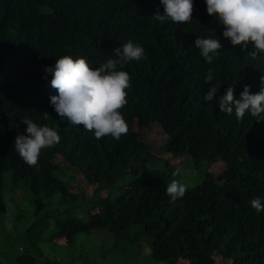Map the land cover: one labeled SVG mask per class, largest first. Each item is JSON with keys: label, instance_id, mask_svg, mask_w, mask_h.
Segmentation results:
<instances>
[{"label": "trees", "instance_id": "obj_1", "mask_svg": "<svg viewBox=\"0 0 264 264\" xmlns=\"http://www.w3.org/2000/svg\"><path fill=\"white\" fill-rule=\"evenodd\" d=\"M193 2L191 22L177 24L152 17L163 14L160 0H0V217L8 212L10 183L14 193L30 195L38 212L55 202L66 207L40 220L49 227L55 219L58 231L48 240L70 250L80 235L105 232L112 254H128L139 236H148L156 262L216 264L221 256L232 264H264V212L251 206L253 198L264 201V120L250 113L238 120L235 111L220 112L216 103L228 86L236 98L245 85L259 91L264 54L253 59L234 47L208 14L205 0ZM211 29L223 49L208 64L194 44L198 37H211ZM128 40L145 50L139 62L118 69L132 78L121 109L129 131L119 140L96 139L56 113L50 97L57 93L44 69L65 55L87 58L97 67L116 58L115 49ZM209 69L212 84L221 85L213 102L203 99L211 87L205 83ZM25 118L61 137L55 147L42 150L34 167L13 148L27 128ZM155 126L168 135L164 149L175 157L187 156L198 167L221 159L230 164L207 172L199 185L186 186L183 198L170 202L166 187L174 169L143 163L150 147L139 142L137 127ZM128 169L125 186L115 196L108 194ZM69 170L84 180L83 189L72 184ZM80 199L81 207L94 212L90 220L75 213ZM40 241L31 244L38 248ZM21 258L28 264L31 255Z\"/></svg>", "mask_w": 264, "mask_h": 264}, {"label": "clouds", "instance_id": "obj_2", "mask_svg": "<svg viewBox=\"0 0 264 264\" xmlns=\"http://www.w3.org/2000/svg\"><path fill=\"white\" fill-rule=\"evenodd\" d=\"M160 3L163 14L157 11L152 17L161 23L187 24L193 19V0H160ZM205 3L208 14L223 27V37L234 47L239 46L253 59L264 54V0H205ZM211 31V37H198L194 44L208 64H212L223 49L215 30ZM114 55L116 58H109L97 67H93L87 58L74 59L65 55L56 60L54 67L44 69L51 73L50 86L57 93L50 97L56 113L71 125L83 126L86 131L93 132L96 139L110 135L119 140L128 133L129 126L121 109L128 103L126 90L131 88L132 78L127 71L118 69L133 60L139 62L145 57V50L142 45L128 40L115 49ZM213 80V71L209 69L205 83L211 87L203 97L207 102L216 100L221 87L219 83L212 84ZM260 81L258 92L253 93L251 86L245 85L239 98L235 96L234 87L228 86L225 94L216 101L219 111L229 115L235 111L238 120H243L246 113L257 117L258 121L264 120V76ZM21 122L27 128L16 136L13 148L26 164L34 167L38 165L42 150L55 147L61 137L54 128L41 126L30 118ZM186 173V169L178 166L172 175L177 177ZM186 191V185L177 179L171 180L166 187L172 203L183 198ZM251 206L257 212H264V201L259 197L251 200Z\"/></svg>", "mask_w": 264, "mask_h": 264}, {"label": "rangeland", "instance_id": "obj_3", "mask_svg": "<svg viewBox=\"0 0 264 264\" xmlns=\"http://www.w3.org/2000/svg\"><path fill=\"white\" fill-rule=\"evenodd\" d=\"M137 130L140 133L139 142L150 147V153H146L143 157V163L147 168L164 171L168 168L175 170L178 166L182 167L187 170V173L173 177V179L179 180L187 187L199 185L207 172H220L230 164L228 160L221 159L212 165L205 163L198 167L189 157H175L164 149L168 142V135L160 126H155L151 130L137 127ZM71 173L74 174V178ZM68 174L72 176L73 185L84 188V180L76 172L69 170ZM129 175L130 170L128 169L123 173L115 188L107 193L117 195L119 188L125 186ZM67 179L68 177H64V180ZM105 192H102V195H105ZM5 198L8 212L0 217V264H22L20 263L21 257L26 254L31 255L28 264H49V262L50 264H140L150 261L155 264H165L153 260L151 241L148 236H139L141 238L136 240L128 254H112L110 251L112 241L105 232L94 233L87 238L85 235H80L74 248L71 250L65 248L64 245H59L57 239L48 240L58 231L55 219H50L49 227L47 221L40 220V217L63 210L65 206L61 207L58 202H55L38 212L37 206L30 200V195L19 191L14 193L10 183L7 185ZM80 204H82V199L75 204V213L85 221L90 220L94 212H87ZM42 238L45 239L42 241ZM39 239H41L39 247H33L34 241L38 242ZM216 264H232V262L217 256Z\"/></svg>", "mask_w": 264, "mask_h": 264}]
</instances>
